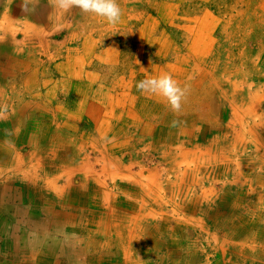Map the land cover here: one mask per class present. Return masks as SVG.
I'll return each mask as SVG.
<instances>
[{
    "label": "rangeland",
    "instance_id": "rangeland-1",
    "mask_svg": "<svg viewBox=\"0 0 264 264\" xmlns=\"http://www.w3.org/2000/svg\"><path fill=\"white\" fill-rule=\"evenodd\" d=\"M24 2L25 0H0V14L5 12V8L8 7L10 9L11 17L14 20V27L20 29L16 33L17 42L22 40V32H25L26 22H29L42 30L40 33L46 44L44 43L42 45L40 43V36L33 37L31 39L32 41L29 40L26 42L25 51L20 57L27 58L29 55L28 58H31V62L22 60L24 67H17L20 82L18 84L19 90L26 91L25 88L27 85L21 78L27 75L25 67L29 66V71L37 73L36 76L38 78L33 82L32 89L39 103L41 104L42 101V104H50L49 106L51 108L56 105L62 107V111L56 110V116L62 122V129L65 131L63 133H67L68 135L76 134V137H80V134L84 132L85 128L87 129L88 126L90 127L92 125V120H90V117H87L86 112L89 105L97 107L100 114L108 115L109 111L104 106L106 103L114 101L116 107L121 106V108H118L117 113L123 112V117L128 116L127 113L130 111V108L135 110L132 107H134L133 104L136 101H143L144 103L155 106L153 102L156 100L155 97L145 95L137 89H133L136 88L133 84H136L138 80L152 74L156 75L161 72H168L172 76L174 75L173 78L179 86L184 85L186 81L190 82L186 80L188 78L191 81H196L198 78L197 73H202L201 70L204 67L210 69V71L222 66L234 68L233 65L235 63L233 64V61H237L236 57L242 55L244 53L243 50H246L247 53V50L252 51L250 52L249 60L253 61L252 58L254 57L259 65L248 62L249 60L247 63L249 65L253 63L250 65L251 69L257 70L256 72L258 74L261 73L263 75L258 81L257 78L259 76L254 78V85L251 92L257 93L259 107L256 109V114L260 117L262 115L264 116V0H117L121 9V17L119 22L114 25L107 23L100 17L83 13L77 8L61 14L55 7V0H30L31 4H34L29 5L30 10L28 11L24 9ZM46 5L48 6V10H52L50 13H53V18L50 22H43L42 11L46 12ZM29 12L33 16H29ZM14 13L20 15H15L14 17ZM0 22H2L1 19ZM243 22L245 23L244 25H242ZM8 33L10 34L11 32ZM249 33H251V37ZM240 40H243V43ZM0 41L6 42V40ZM10 52L13 53L12 50ZM30 52H32L31 55ZM257 53L259 54V58H257ZM0 62L4 65H11L12 60L5 64L6 58L2 56ZM15 65H19V61ZM213 73L211 77L214 75ZM4 75V71L0 69V89H9L8 86L12 84L13 80L10 77H4ZM225 80L227 84L229 81H232V78L228 74ZM6 84L7 87H5ZM243 86L246 88L242 87L244 92L240 96L247 99V86ZM115 90L117 91L115 92ZM127 91L129 92L127 93ZM26 93L24 95H26V99H29ZM215 93L213 98L215 105L212 108L205 106V108L208 107L211 110L212 117L215 119V121L213 119L212 122H208L210 124L209 126L206 124L200 129L197 126L198 124H196L198 109L195 102L198 98L191 100L190 103L195 107L192 110L187 109L184 113H176L174 117L164 119L169 109L166 108L159 115L160 117L157 116L153 119H147L145 117L142 125L147 123V125L154 126V128L162 126L169 132H173L179 129V126L183 125L196 126L194 130L189 131V133H194L193 138L190 139L191 144L186 142L185 145L194 146L193 140L198 139L201 149H204L207 145L212 146V144L213 149H216L220 144L222 145L219 136L225 135L223 131H225L224 124L227 121V112L223 108L219 109L220 104L217 101V95L219 93ZM195 95L196 92H194ZM78 100L80 103H83L81 105L83 112L76 114L75 112L77 111H70V106L73 103L76 104L75 102ZM8 104L12 105L10 101ZM153 106L149 107L150 111L154 109ZM24 110L21 121L23 127L27 123L29 125L32 123V120L30 122L28 121L27 115L32 109L30 110V108L28 109L26 107ZM83 113L87 116L85 117L83 115V120L80 123H76L79 120H75L76 118L73 119V116L82 115ZM70 120H75L73 122L75 128L70 129L66 126L65 122ZM2 121L0 127H5L6 124L9 125V121L11 120L7 118ZM79 126L80 129L78 128ZM99 131L104 132L106 130L104 127H100ZM142 131L143 129L141 127L137 135L141 136ZM256 131L257 133L260 132L257 139L259 144H263L264 125ZM99 134H96V138H99L97 137L100 136ZM108 136L111 137V134ZM119 138L124 140V137ZM246 139L250 140L252 136L247 133ZM102 140H104L102 143L107 146L108 143L106 140ZM100 143V140H98V145L103 146ZM19 148H22L21 155L24 158L30 152L28 147L20 146ZM224 149L226 153L231 151V148L227 146ZM238 149L237 154L240 156L241 166L248 170L253 169L256 173L260 165L255 152L253 154L251 152L254 148H247L244 151L242 147ZM250 157L254 158L251 164H249ZM187 159L192 160V156L187 157ZM125 160H127V157ZM155 161L157 160L152 158V162ZM232 166L236 167L234 162ZM157 170L158 175L161 177L159 181L163 182L164 185L161 183L163 187L161 194L164 196L165 201L170 197V193H178L179 198L183 199L187 194L190 195L192 191L200 192L203 186L206 189L211 186L207 182L203 186H195L200 181H196L193 184L190 178H184L185 183H182L179 180L176 181L174 175L171 174L170 178H168L165 172L159 169ZM2 176L4 174L0 175V179L3 178ZM188 176L192 177L190 174ZM199 176H202V172ZM241 178L243 180L245 178L249 179L250 171ZM10 184L12 183L4 182L3 187H7ZM178 187L180 189L177 190ZM0 188L2 187L0 186ZM36 188L38 190L36 194V205L29 203L33 194V189L31 188L32 194H25L23 200H20L14 192V188L3 197L0 193V235H6L7 232L1 225L3 221L11 220V213L14 215H22L17 217L20 222L17 224V229L15 231L8 229V236L6 235L5 238L8 241L14 240L12 237V233L14 232L15 236L23 241L19 244L16 242L18 239H15L16 241H12L10 246L8 244L0 245V247L2 246L0 248V257L9 259V264H11L18 260L22 261L28 256L33 257L37 253L39 255L38 260L40 259L37 263L42 264H93L89 260L91 258L89 253L86 257L87 261L86 259L83 260L80 255L79 248L80 245L81 247L83 246L81 243L83 241L82 239L85 238L81 234V231L73 234L77 236L78 241L73 240L72 237L71 239H66L61 237L62 235H59V232L53 229L54 227H49L47 231L50 222L47 220L42 221V216H45L44 214L38 212V215H36L37 218H34L30 217L29 214L27 216L25 213H21V211L29 210L35 206L41 209V206H44L41 205L42 201L43 203L52 202L50 201L52 198L50 194L46 192L42 194L39 188ZM188 188L192 191H189ZM188 191L189 193H187ZM245 193V188L239 193L232 188L226 190L219 197L213 196L212 199L215 201V204L209 203L211 200L209 199L208 202L203 201L199 206L191 205V210L186 213V217H194L198 225L204 226V233L201 235L202 239L199 233L201 230L200 226L196 229L184 226V222L180 220L182 214L177 216L171 209L172 205H164L163 210H168L170 214V217L166 219L168 220L166 225L161 223L152 225V222L148 221V223L142 226V234L138 229L135 230V237L137 238L139 237L138 234H141L143 238L140 239L141 241L135 242V245H132V247L129 245L131 261L133 260L137 264H179L180 262V264H264V189L262 188L260 192L262 196L257 198L258 201L256 204L258 206H254L255 201L251 198V201L248 203L249 211L246 210V205H241L238 202V206L231 200L233 198L237 199L236 195ZM81 198L84 197L80 196L76 200L77 206L83 200ZM222 198L225 200L222 201ZM183 201L187 205V199H183ZM72 204L70 203V195H68L66 204V209L68 210L60 209L64 210L63 212L65 214L75 215L77 212L70 210ZM239 216H241V219ZM29 219H33L34 223L29 222ZM89 220L90 222H97L96 218ZM109 220L114 221L111 215L106 219L103 216L101 222ZM60 222L63 223L64 220L61 219ZM181 230L184 232H181ZM227 232L230 236H227ZM194 237L199 238L195 240L193 239ZM5 238L0 241L6 242ZM30 238L31 243L28 242L30 244L24 242ZM175 238L178 241L176 245L172 243V239ZM70 240L73 242V249L68 254L62 246L67 244V241L70 242ZM48 245L51 247V250L46 248ZM124 245H127L126 242H124ZM134 246L140 249L137 250ZM144 246L146 247L147 256L144 250L141 251ZM16 248L19 254L15 258L14 254L16 251L14 250ZM101 259L99 257V260Z\"/></svg>",
    "mask_w": 264,
    "mask_h": 264
},
{
    "label": "bare ground",
    "instance_id": "bare-ground-1",
    "mask_svg": "<svg viewBox=\"0 0 264 264\" xmlns=\"http://www.w3.org/2000/svg\"><path fill=\"white\" fill-rule=\"evenodd\" d=\"M32 4L30 3L29 5L31 6ZM29 16H33V14L29 12ZM0 19L3 22H0V40H6V42L0 41V58L2 56L6 58L5 64L12 60L11 65H4L0 62V69L4 71V77H10L13 80L12 84L8 86L9 89H0V125H2L3 119L6 120L8 118L11 120L9 121L10 126L6 124L5 127H0V175L4 174L3 178L0 179V186L2 187L0 188V193L3 197L14 188V192L20 200H23L25 194H32L31 189H33L32 197L29 200V203L33 205L37 204L36 194L38 190L36 187L39 188L40 193L44 194L46 192L50 194L52 196L51 203L40 201L41 205H44L41 206V209L35 206L29 210L21 211V213H25L27 216L29 214L30 217L34 218H37L38 212L44 214L45 216H42V221L47 220L50 222L47 231L49 227H54L53 229L66 239H71L72 237L73 240L78 241L77 236L73 234L81 231V234L85 237L81 243L83 246L81 247L80 245L79 248L83 260L86 259L89 253L91 257L89 260L93 264H135L136 262L130 259L131 251L129 245L132 247V245H135V242L143 238L141 236L143 232L142 226L148 223V221L152 222V225L155 223L167 224L168 220L166 219L170 217V214L168 210H163L164 205L167 204L172 205L171 209L177 216L182 214L180 220L184 222V226L194 229L200 226L201 230L199 233L201 239V235L204 233V226L198 225L194 217H186V213L191 210L192 206H199L203 201L208 202L209 199H211L209 203L215 204V201L212 199L213 196L219 197L226 190L232 188L237 193L242 192L243 188L246 190L245 194L236 195L237 199L230 198L233 203L238 205V202H240L239 204L246 205L247 211H249L248 203L251 201V198L255 201L254 206L257 205V198L262 196L260 192L262 188L264 189V143L259 144L257 139L260 132L257 133L256 130L263 127L264 116L260 117L256 114V109L259 107L257 93H252L251 91L254 85V78L259 76L257 78L258 81L263 75L261 73L258 74L257 70L251 69V64H258V61L254 57L252 58L253 61L249 60L250 52L252 51L247 50V53L246 50H243L244 53L236 57L237 61H233V64L235 63L233 65L234 68L221 65L222 67L218 69L214 68L210 71V69L204 67L201 70L202 73H197L198 78L196 81H191L189 78L186 79L190 82L186 81L188 83L185 82L184 85H180V87L187 89V92L182 101L183 107L179 112H173L158 97H155L156 100L154 99L155 101H153L155 106L143 101H136L133 104L134 107H132L135 110L130 108L127 117H123V112L117 113L118 108H121V106L116 107L114 101L108 102L104 106L109 111L108 115L100 114L97 107L89 105L86 111L88 116L84 113L73 116V119L79 120L76 123H80L83 120V115L90 117V120H92V125L88 126L87 129L84 127V132L80 134V137H76V134L68 135L67 133H63L62 122L56 116V110L62 111V107L56 105L51 108L50 104H42V101L40 104L37 100L36 95L33 93L32 85L38 77L36 76V72L32 73V71H29V66L25 67L27 75L21 78L27 85L26 91L19 90L18 84L20 82L17 67H24L22 60L31 62V58H28L29 55L27 58H21L20 56L25 51L26 42L33 37L40 36V43L42 45L45 43L40 33L42 30L26 22L25 32L21 31L23 38L20 42H17L16 33L20 29L14 27V20L8 7L5 8L4 13L0 14ZM244 24L243 22L242 25ZM8 32L11 33L9 34ZM249 34L251 37V33ZM240 42L243 43V40H240ZM257 58H259L258 53ZM18 61L19 65H15ZM247 61L253 63L249 65ZM14 66L15 68H13ZM133 71L135 72V70ZM212 73L214 75L211 77ZM228 74L232 78V81L226 84L225 77L227 78ZM119 82L121 81L119 80ZM133 85L135 86V84ZM243 85L247 86V99L240 96L244 92L242 87L246 88ZM5 87H7V84ZM133 89L136 90V88ZM25 92H27L26 94H28L29 99H26ZM194 92H196V97L194 96ZM215 92L219 93L217 95V101L220 104L219 109L223 108L227 112V121L224 124L225 131H223L225 135L219 136L222 145L220 144L216 149H213V144L201 149L198 139L193 140L194 146L185 145L186 142L191 144L190 139L193 138L194 133H189V131L194 130L196 126L183 125L179 126V129L175 128V131L169 132L162 126L154 128V126L151 127L147 123L142 125L145 117L147 119L160 117L159 115L166 108H169L168 111L166 110L169 114L166 113L164 119H168V117L172 118L176 113H184L187 109L192 110L195 107L190 102L192 99L198 98L195 102L198 109L196 124H198L197 126L200 129L206 124L209 126V123L214 119L209 108L215 105L213 100ZM9 101L12 105L8 104ZM75 103L70 106V111H77L75 112L76 114L78 112L82 113L83 110L81 109L83 107L81 105L83 103H80L79 100ZM150 106H153L155 110L152 109L150 111ZM205 106L209 108H205ZM26 107L30 108V110L32 109L29 114L27 113L28 121L32 120V123L30 125L27 123L23 127L21 121ZM67 113L70 115L69 112ZM98 113L99 115L97 116ZM75 120L66 121V126L70 129L75 128V125H73ZM100 127H104L106 131H99ZM141 127L143 131L141 136H138L137 134ZM78 128L80 129V126ZM114 131L115 133L113 134ZM98 133H100V136L96 138V134ZM247 133L252 136V139H246ZM110 134L111 137L108 136ZM119 137H124V140H121L122 138ZM102 139L106 140L107 146L102 143V141L104 142ZM98 140H100V144L103 146L98 145ZM175 142L176 144H174ZM20 146L28 147L30 150L25 158L21 155L22 148H19ZM108 146L110 147L108 148ZM226 146L231 148L230 152H225L224 148ZM239 147H242L243 151L247 148H254L251 152L252 154L255 152L260 165L256 173L253 169L248 170L241 166L240 156L237 154ZM191 156L192 160H188L187 157ZM126 157L127 160H125ZM152 158L157 161L152 162ZM250 158L249 164L254 160V158ZM233 162L236 167L232 166ZM98 166L100 167L97 169ZM157 169L165 172L168 178H170L171 174L174 175L176 181L179 180L182 183H185L184 178H190L193 184L196 181H200L195 186H203L205 182L211 186L208 189L203 188V186L200 192L192 191L188 188L192 193L190 195L187 194L184 198L182 197L183 199H187V205L183 199L179 198L178 193H170V197L165 201L164 196L161 194L163 182L159 181L161 177L158 175ZM249 171L250 178L243 180L241 177ZM201 172L202 176H199ZM188 174L192 177H189ZM4 182H11L12 184L3 187ZM177 185L175 186L177 187ZM68 195H70V203H73L70 210L73 212L75 210L77 212L75 215L65 214L64 210L60 209H66ZM80 196L84 198H81L83 200L77 206L76 200ZM221 200L224 201L225 199L222 198ZM109 215L113 217L114 221L101 222L103 216L106 219ZM239 217L241 219V216ZM93 218H96L97 222H90L89 219ZM61 219L64 220L63 223L60 222ZM137 229L141 231V234H138L139 237L136 238L135 230ZM57 232L55 233L58 234ZM181 232L184 231L181 230ZM227 236H230L228 232ZM198 238L194 237L193 239L197 240ZM172 240V243L176 245L177 239ZM124 242L127 245H124ZM66 243L62 247L70 254V251L73 249V242L70 240V242L67 241ZM115 246L116 248H114ZM46 248L51 250L49 245ZM134 248L140 249L136 248V246ZM17 250V248L14 250L16 251L14 254L15 258L19 254ZM143 250L146 255L145 246L141 251ZM107 255H109L108 258ZM99 257L102 259L99 260ZM31 258L38 260L39 255L36 253ZM24 263L22 260V264ZM34 264H37V262Z\"/></svg>",
    "mask_w": 264,
    "mask_h": 264
},
{
    "label": "clouds",
    "instance_id": "clouds-1",
    "mask_svg": "<svg viewBox=\"0 0 264 264\" xmlns=\"http://www.w3.org/2000/svg\"><path fill=\"white\" fill-rule=\"evenodd\" d=\"M30 0H25V11L30 10ZM55 7L61 14L73 8L81 12L104 19L109 24H116L121 17V9L117 0H55ZM135 87L141 93L158 97L173 112H179L187 89L178 85L177 81L168 72L150 75L136 82Z\"/></svg>",
    "mask_w": 264,
    "mask_h": 264
},
{
    "label": "crops",
    "instance_id": "crops-1",
    "mask_svg": "<svg viewBox=\"0 0 264 264\" xmlns=\"http://www.w3.org/2000/svg\"><path fill=\"white\" fill-rule=\"evenodd\" d=\"M42 4H45V3H42ZM46 7H47V10H46V12H44V11H42V17H43V19H44V21L43 22H50V20H52V18H53V13H50V11H52V10H48V6L46 5ZM15 15H20V14H17V13H14V17H15ZM21 15H23V14H21ZM24 16V15H23ZM11 215H12V218H11V220H6V221H3L2 222V227L5 229V231L7 232L6 233V235L8 236V229H11V230H16L17 229V224H19L20 222H19V218H17V217H20V216H22V215H14L13 213H11ZM25 217V216H24ZM31 220H33V219H29V222H31V223H34V220L33 221H31ZM6 235L5 236H3V235H0V240H4V238L6 237ZM4 237V238H3ZM12 237L14 238V240H12V241H16L15 239H18V241H16V242H18L19 244H21L20 242H23L22 240H19V238L17 237V236H15V234H14V232L12 233ZM5 241L6 242H2V241H0V245H3V244H8L9 246L11 245V242L12 241H8V239H6L5 238ZM25 243H28V242H30L31 243V238L29 239V240H25L24 241ZM30 243H28V244H30ZM23 245V244H22ZM0 248H2V246L0 247ZM34 248H35V246H34ZM8 250H9V248H8ZM10 250H11V248H10ZM43 259V258H42ZM15 261V260H14ZM37 261H40V259L39 260H37V259H32L31 257H26V258H24L23 259V262H25L24 264H34L35 262H37ZM43 261H45L44 259H43ZM46 262V261H45ZM44 262V263H45ZM10 263V260L9 259H6V258H3V257H0V264H9ZM13 263V262H12ZM11 263V264H12ZM14 263H16V264H22V261H20V260H18V261H16V262H14ZM13 263V264H14ZM47 263V262H46ZM37 264H42V263H37Z\"/></svg>",
    "mask_w": 264,
    "mask_h": 264
}]
</instances>
